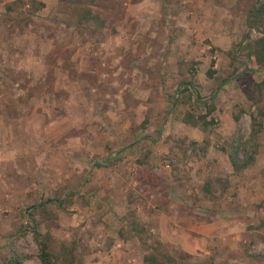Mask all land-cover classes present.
Masks as SVG:
<instances>
[{
  "label": "rangeland",
  "instance_id": "obj_1",
  "mask_svg": "<svg viewBox=\"0 0 264 264\" xmlns=\"http://www.w3.org/2000/svg\"><path fill=\"white\" fill-rule=\"evenodd\" d=\"M36 1L0 0V264H40L34 229L56 264H264V119L247 168L221 150L251 131L264 0Z\"/></svg>",
  "mask_w": 264,
  "mask_h": 264
},
{
  "label": "trees",
  "instance_id": "obj_2",
  "mask_svg": "<svg viewBox=\"0 0 264 264\" xmlns=\"http://www.w3.org/2000/svg\"><path fill=\"white\" fill-rule=\"evenodd\" d=\"M31 4L35 8H39L41 3H38L36 0H31ZM73 11H71L74 21L77 23H83L84 21H96L98 16L93 14L89 7L83 6L79 2H74L71 5ZM246 25L250 28H257L261 25H264V3L257 2L249 10L248 16L246 18ZM245 51L244 58L249 61L251 58L254 60L258 70L262 71L264 74V35L258 39L247 41L243 47ZM231 61H234L236 57L231 55ZM233 74L228 76L224 80V83L229 82V78H233L235 70L233 69ZM210 75V72H209ZM254 94L251 96V102L254 105V111L250 115V133L245 143H241L238 139H233L230 143L225 144V148L221 150L226 153L230 164L236 171H241L247 168L253 162V154L256 152L257 144L255 142L256 136L261 132L262 121L264 119V76L263 79L254 83L253 87ZM198 98V97H197ZM212 106L209 107L210 113ZM242 115V110L239 111V114L234 115L235 122L240 120ZM206 114L197 116V118L192 115V113L187 114L186 119L187 123L190 125L200 127V121L204 122ZM243 152V159L238 160L239 151ZM48 202H52V199H48ZM58 206L63 205V201L55 200ZM38 208V206H35ZM34 239L38 248V259L40 264H56L58 255L52 253L50 250L49 237L38 232L36 229L33 231ZM179 256L189 255L179 254ZM183 257V258H184ZM26 259L25 256L18 253H10L3 264H22ZM143 261L147 264H176L174 257L159 252V249H154L153 251L144 255Z\"/></svg>",
  "mask_w": 264,
  "mask_h": 264
}]
</instances>
